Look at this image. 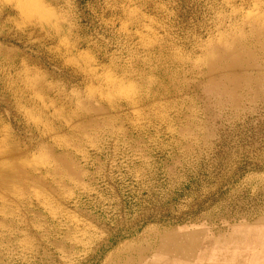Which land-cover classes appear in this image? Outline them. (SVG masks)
Instances as JSON below:
<instances>
[{
	"label": "rangeland",
	"instance_id": "rangeland-1",
	"mask_svg": "<svg viewBox=\"0 0 264 264\" xmlns=\"http://www.w3.org/2000/svg\"><path fill=\"white\" fill-rule=\"evenodd\" d=\"M0 163V264H264V0H0Z\"/></svg>",
	"mask_w": 264,
	"mask_h": 264
},
{
	"label": "bare ground",
	"instance_id": "bare-ground-1",
	"mask_svg": "<svg viewBox=\"0 0 264 264\" xmlns=\"http://www.w3.org/2000/svg\"><path fill=\"white\" fill-rule=\"evenodd\" d=\"M256 29V28H255ZM260 29V28H259ZM263 30V29H262ZM261 30V31H262ZM258 46V45H257ZM260 46V45H259ZM258 46V47H259ZM213 53H214V55L211 57L210 55H209V57L207 58V60H209V62H210V66L212 67V68H214V67H216V68H222V69H226L227 67H231L232 65H233V63H235V60L233 59H229V58H227V57H223V56H225L223 53H220V55H223V56H221L222 58H219V57H216V53L213 51ZM261 61V60H260ZM203 68V67H202ZM178 69V68H177ZM187 75V74H186ZM154 85H155V83H154ZM184 85V84H183ZM180 91V90H179ZM149 93V92H148ZM168 93V92H167ZM165 95V94H164ZM173 97V96H172ZM260 158V157H259ZM263 159V158H262ZM261 159V160H262ZM263 164V163H262ZM261 164V165H262ZM4 164L3 163H0V168L1 167H4L3 166ZM0 171H1V169H0ZM3 177V176H2ZM0 178H1V176H0ZM254 181V180H253ZM256 183V182H255ZM263 193V192H262ZM226 198V197H225ZM231 203V202H230ZM226 204V203H225ZM261 204V203H260ZM264 204V203H263ZM240 205V204H239ZM237 206V205H236ZM255 206V205H254ZM220 207H222V206H220ZM232 209V208H231ZM257 209V208H256ZM254 210V209H253ZM252 210V211H253ZM152 211V210H151ZM251 211V210H250ZM258 211V210H257ZM246 212V211H245ZM249 212V211H248ZM237 213V212H236ZM254 213V212H253ZM154 214V213H153ZM148 215V214H147ZM244 217V216H243ZM199 218V217H198ZM194 219V218H193ZM197 219V218H196ZM201 220V219H200ZM160 223V222H159ZM189 223V222H188ZM170 224V223H169ZM262 224V223H261ZM161 224H159V226H160ZM185 225V224H184ZM200 225V224H199ZM186 226V225H185ZM249 226V225H248ZM262 226V225H261ZM183 227V226H182ZM181 226H180V228H182ZM197 227V226H196ZM234 227H236V226H234ZM170 228V227H169ZM198 228V227H197ZM200 228V227H199ZM202 228V227H201ZM206 228V227H205ZM219 228V227H218ZM240 228V227H239ZM239 228H238V231H240L239 230ZM168 229V228H167ZM193 229V228H192ZM163 230H165L164 228H163ZM179 229H176V232L178 231ZM188 230H190V229H188ZM208 230V229H207ZM232 230V229H231ZM230 230V231H231ZM184 231V230H183ZM221 231V230H220ZM224 231V230H223ZM242 231V230H241ZM199 232H201V231H199ZM166 233V232H165ZM178 233V232H177ZM212 233V232H211ZM210 233V234H211ZM231 233H232V231H231ZM133 234V233H132ZM170 234V233H169ZM173 234V233H172ZM239 234V233H238ZM163 235V234H162ZM192 235H193V233H192ZM199 235V234H198ZM217 235H219V233L217 234ZM175 236V235H174ZM206 236V235H205ZM178 237V236H177ZM197 237V236H196ZM239 237V236H238ZM262 237V236H261ZM205 238V237H204ZM204 240V239H203ZM161 241V240H160ZM165 241V240H164ZM195 241V240H194ZM206 241V240H205ZM204 242V241H203ZM190 243H192V242H190ZM209 243V242H208ZM260 243V242H259ZM166 245H168V244H166ZM208 245V244H207ZM210 245V244H209ZM203 246V245H202ZM198 247V246H197ZM163 248H164V246H163ZM166 248V247H165ZM164 248V249H165ZM213 248V247H212ZM212 248H210V249H212ZM243 248V247H242ZM241 248V249H242ZM257 248V247H256ZM168 249H170V248H168ZM167 249V250H168ZM198 249V248H197ZM235 249V248H234ZM244 249V248H243ZM166 250V251H167ZM174 250V249H173ZM189 250V249H188ZM240 250V249H239ZM250 250V249H249ZM156 251V250H155ZM238 251V249L236 250V252ZM246 251V250H245ZM173 252V251H172ZM175 252V251H174ZM234 252V251H233ZM244 252V251H243ZM247 252H248V249H247ZM165 253V252H164ZM167 253V252H166ZM195 253V252H194ZM168 254V253H167ZM175 254V253H174ZM215 254V253H214ZM213 254V255H214ZM169 255V254H168ZM186 255V254H185ZM222 255V254H221ZM223 256V255H222ZM225 256V255H224ZM233 256H235V255H233L232 254V257ZM239 256V255H238ZM237 256V257H238ZM242 256V255H241ZM180 257V256H179ZM189 257V256H188ZM217 257V256H216ZM232 257H231V259H232ZM254 257V256H253ZM193 259V258H192ZM235 259H237V258H235ZM254 259V258H253ZM184 260H186V259H184ZM238 260H240V257H239V259ZM241 260H242V258H241ZM193 261V260H192ZM220 261H222V260H220ZM219 261V262H220ZM232 261H233V259H232ZM201 262V261H200ZM223 262H224V259H223ZM226 262V261H225ZM244 262V261H243ZM253 263V261L250 263V264H252ZM205 264H207V263H205ZM226 264V263H225ZM247 264V263H246Z\"/></svg>",
	"mask_w": 264,
	"mask_h": 264
}]
</instances>
